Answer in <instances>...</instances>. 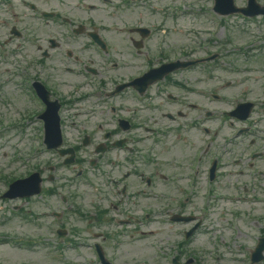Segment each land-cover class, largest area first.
<instances>
[{"label":"rangeland","instance_id":"rangeland-1","mask_svg":"<svg viewBox=\"0 0 264 264\" xmlns=\"http://www.w3.org/2000/svg\"><path fill=\"white\" fill-rule=\"evenodd\" d=\"M262 2V0H260ZM245 2V0H237V4L238 5H242ZM23 14H28V12H22L17 19L19 21L22 20V15ZM242 22V21H241ZM244 25V31L245 29L248 31V34H243L240 29L239 26L237 24H233L231 27L232 32L236 35V46H239L240 44H246V43H250V42H254V43H258L260 46H264V22L261 19L256 20V23L253 22H242ZM187 25V24H186ZM194 27H198V22L196 23V25H194ZM178 29H183V35L184 37H188L187 34V29L183 28V27H178ZM188 41V43H191L190 39H186ZM220 44V43H219ZM219 44L215 45L214 49H218L219 48ZM262 52L264 53V48L262 49ZM227 60V58L225 59V61ZM5 62L4 58L2 56H0V99L2 97V82H3V77H2V72H5V70L7 69V67L5 65H3L2 63ZM264 68V65H263ZM219 76V75H218ZM221 83L224 82L226 79H229L230 77L227 76L225 78V75L219 76ZM253 78L255 80V84L258 83V79L259 77V73L257 71L253 72V73H249L248 75H245V79L247 80V78ZM225 78V79H224ZM262 82V81H260ZM221 84H219V82L217 81V87H220ZM257 86H259V84H257ZM224 88V87H223ZM243 89H240V91H242ZM240 91H235L234 93H238ZM13 93V91H12ZM7 98H10L11 100H14V97L11 98L10 95L7 94ZM0 110L2 113V118L5 117V110L3 108V105H1L0 102ZM90 125V124H89ZM13 147H11L10 149L6 150L3 152V154L5 156L11 157L12 156V151H13ZM178 155L177 151L174 152V154L170 155L173 158H176ZM183 155H186V151L183 152ZM2 157L1 151H0V158ZM54 157L51 156V160L52 162L55 163V161L53 159ZM8 158H5V161ZM2 162V161H1ZM225 163H226V170L229 172V174L225 173L224 178H222L220 180V184L219 187L220 189L223 191L226 189V186L231 187L232 189L230 190V193H234V191L241 193V189H240V185L237 186H233L230 184H226L225 181L227 178H236L234 177L231 173L234 172L235 170L238 169H242V167H246V163H243L242 166L241 165H234L232 163V161L229 158L225 159ZM2 163H0V172L2 171ZM87 167V164H84V167ZM259 167L264 168V159L262 161H260L259 163ZM90 169V168H88ZM225 170V171H226ZM88 172V176L89 179H93V175ZM75 175V171L72 169H67V170H62L61 174H60V181L59 182H55L53 185H48L49 186H57L59 193L62 192V196H67L69 194H72V200L76 202V206H80L81 209H85L87 211H93L94 208L93 206L100 203V194H98L97 191H106L105 189H103L102 187H98L97 185V181L96 182H91L92 186H87L86 185V181L84 179H79L77 181H71L73 176ZM205 171L202 172L201 176H200V180L205 179ZM65 177L67 178V180L65 179ZM95 180V179H94ZM67 185V191L64 193V191H62L60 189L59 186L61 185ZM72 184V185H71ZM71 185V186H70ZM170 188H173V184H169ZM198 196H199V192H198ZM98 197L99 199L97 200ZM55 204L56 206L62 207L67 209V207H64L63 205H61L60 203V197L59 195L57 196V199L55 200ZM41 208H43L42 205H40ZM201 207V201H199L197 198L195 199V201H193L192 205H189L186 210H192L195 209V213L199 214V210ZM180 208H176L174 210H179ZM57 210L60 211V208H57ZM153 210H157L156 208H153ZM68 215L70 216H66V219L64 220L65 224H68V227H79V233L76 235H73L74 237H77L83 241H86V244H88L89 246L93 243V242H97V240L94 238L95 237V233H99V232H109L107 230H113L116 231L119 229V227L117 225H112V226H102L101 228L96 226L94 223L90 222L89 220L87 222H83L80 220V218L78 217V215H76L74 210H70ZM46 220H50L45 218ZM1 217H0V232H4L5 235H11V236H15V237H19L20 233H26L27 229H32V227H22V224L20 222H16L14 224L15 219L12 221V223H6L4 222V224H2L1 222ZM51 221V220H50ZM214 219H208L205 221V223L208 225L210 223H212L213 225ZM230 222V215H227L226 217V221H224V226L227 225ZM248 223V219H246L244 216L242 217V222H241V229L242 231L245 230V224L247 225ZM57 224H51V226H44L47 227L50 232L52 231L54 233L55 229L57 228ZM22 227V228H21ZM147 228H149L146 231H155L157 235V237H151V236H147L146 240L142 241V242H137V239H135L134 241L132 239H128V240H124L123 245H122V249H121V253L120 256L118 255V263L119 264H134L135 261L137 260H147L148 259V254L151 253L152 255L154 254V252L152 251L151 248V244L152 243H162L161 240H163L165 243L169 242V241H173V239H176L179 237L178 235V231L179 229H181V226H175L173 229H171V227L168 224L165 223H149L147 224ZM230 225L227 226V230H229ZM36 233L32 232V230H30V234L37 236V235H41L44 232L42 231L40 233V231L33 229ZM159 230V231H156ZM134 231V230H133ZM166 233L168 237L171 238H162V234ZM218 233V231H216L214 234L213 233H209L207 230H201L199 232V234L196 236V239L193 243V245L189 248L190 250H194L197 251V253H199L200 257L205 259V263L207 264H214L215 261V255H210V253H213V249L215 247L210 246V247H204V241L208 240L211 242H214L215 236ZM226 233H230V231L227 232H223V234ZM137 236H139L138 234H136ZM39 238H45L44 235L39 236ZM245 242H251V238L250 236L247 237L246 239L244 238ZM137 242V243H136ZM49 245L45 246H33L30 248H23V247H18L12 248L11 246L6 244V241H1L0 240V264L7 263V264H72V260L75 257V253L74 252H68L67 254L61 255L57 252H55L54 250L48 248ZM136 246H140L141 251H146L145 255H139V254H134L132 253V249L133 247ZM128 251V252H125ZM227 251H229V249H227ZM83 256H87L91 254V249L89 247H84L83 248ZM87 254V255H86ZM124 257H126L127 259H131L134 258V260H129L127 261ZM148 261V260H147ZM201 262V260H200ZM221 264H226L223 260L221 261Z\"/></svg>","mask_w":264,"mask_h":264},{"label":"flooded vegetation","instance_id":"flooded-vegetation-1","mask_svg":"<svg viewBox=\"0 0 264 264\" xmlns=\"http://www.w3.org/2000/svg\"><path fill=\"white\" fill-rule=\"evenodd\" d=\"M90 26L91 25H89L88 27H90ZM88 27L84 28L83 32L87 31ZM87 34L89 35V33H87ZM102 44H104V46L108 50L107 46L110 47V45L112 43L109 41H106V43L102 42ZM85 48H86V54L92 58H94L100 51L102 52L101 46L94 41H92V46H86ZM46 85H47V83H46Z\"/></svg>","mask_w":264,"mask_h":264}]
</instances>
